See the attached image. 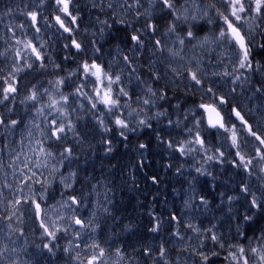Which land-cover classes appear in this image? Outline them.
Returning <instances> with one entry per match:
<instances>
[{
    "label": "rangeland",
    "instance_id": "obj_1",
    "mask_svg": "<svg viewBox=\"0 0 264 264\" xmlns=\"http://www.w3.org/2000/svg\"><path fill=\"white\" fill-rule=\"evenodd\" d=\"M46 1L48 0H21L25 4V11L29 6L34 11ZM197 3L202 10H207L206 16H203V12L200 13L202 19L197 35L208 36L212 42L203 47L199 44L193 47L186 41L185 45L181 46L175 37L165 35L166 28L160 35L163 51L160 50V46L156 51V55L163 62L165 81L186 92L196 93L199 98L190 102L194 104L193 106L184 108L186 111L183 116L190 119L189 130L183 142L176 146V151L182 155L186 163L176 171V175L182 179H172L171 190L164 188L165 193L172 191L170 197L173 196V202L168 201L170 198L161 196L162 193L158 199L164 200L168 211L166 215L175 216L176 221H168L162 214L153 212L152 216L156 220L149 228V241L123 247L111 237L113 229H102V225L108 219L117 216L115 208L120 196L116 189L108 184L97 183L90 189L78 190L76 188L80 176L78 169L74 168L72 161L59 157L57 152L51 151V149L56 151L58 145L67 141L69 136L71 137L69 144L75 143L78 136H73L67 125L70 123L73 126L72 122L78 116L90 118L104 132H109L105 129L110 121H113L115 128L121 129L115 124L117 117L127 122L129 116L121 112L120 108L109 111L107 106L99 103L100 96L108 85L106 78H103V83L97 81L96 77L91 75L94 69L86 72L83 64L81 70L76 72L78 79L76 81L74 79L70 85L73 92L70 95L69 91L65 90V79L49 77L50 86L39 90L36 100L29 99V105L24 104V115L19 118V113H15L12 120L19 121L15 127L5 120L2 110L3 105L15 93H9V99L0 103V117H3L5 125H8L7 127L0 125L2 135L0 137V210L4 208L5 211L13 213L11 205L16 200H20L21 203L31 202L34 208L33 201L41 204V214L38 215L36 212L35 215L41 229L40 240L43 243L42 248L36 249L41 255L51 258L49 264L52 261L56 264H88V260L93 255L98 257L95 264H165V261L168 264H203L199 255L201 252L210 256L207 264H236L230 253L237 255L240 264H243L245 258L248 259V264H264L260 261L259 254L251 251L253 248L264 250V160L260 159L264 155V145L256 139V136L264 139V49L258 47L259 44H264V20L255 13H251L252 18L249 19V14L246 13L243 14L245 17L243 21L236 22L246 36V40L252 45L254 56L253 70L241 69L238 63L241 52L235 42L230 41L229 38L215 40L220 29H226L216 9L229 14L228 4L225 0H197ZM119 4L123 5V0H119ZM153 4L155 7H152ZM212 4L216 7L212 8ZM58 7V15L65 21L66 26L71 28V32H64L58 24L59 28L64 33L74 35L76 31L70 23L73 16L71 7H69L71 16L60 11L61 6ZM16 10L20 11L18 5ZM157 13L169 18L167 10L162 9L157 0H149V5L143 11L144 19L148 21L150 16L153 21ZM2 14L1 7L0 20ZM114 15L124 19L127 12L118 10ZM230 19L234 18L230 17ZM22 25L23 27L18 31H11L14 41L11 48L19 64L15 73L18 69L30 67L35 62L36 55L31 48H25L26 42L31 41L39 52L43 46L42 25L37 23L34 25L38 37H33L34 30H28L24 24ZM17 40L20 41L19 44ZM261 56L262 61L257 60ZM39 61L41 62L42 59L40 58ZM93 62L99 61L92 60L87 64L91 65ZM257 64L260 66L259 70H256ZM103 71L107 73L104 69ZM191 72H196L197 78L201 80L200 84L192 80ZM15 73L2 74L0 71V81L6 83L0 87L4 89L8 83H13L16 87ZM111 87L114 97L115 83ZM209 88L212 89L211 92L208 91ZM3 89L0 100H3ZM97 90H100V96L97 95ZM63 97H67V102ZM221 98L226 99L231 108L227 120L228 130L213 132L205 121L200 105L215 103L218 107H222ZM53 102L58 103L55 107H49ZM93 104H96L95 108L92 107ZM9 108L11 110L10 105ZM57 108L61 111H56ZM237 111L247 122L246 124L236 116ZM52 121H55L56 125L66 126L67 135L60 134L62 137L60 140L51 135L55 130ZM128 125L130 126L129 123ZM249 127L251 132L248 130ZM233 129L238 139V147L232 144ZM122 130L126 131V138L131 136L130 130ZM252 133H255V136ZM197 134L204 140V148L194 143ZM117 135L121 136L119 132ZM108 141L111 143L109 144ZM190 141L193 143H189ZM49 144L53 146L49 147ZM103 145L106 146V150L109 147L112 149L110 152L105 150L106 154L112 153L115 149L113 138L104 140ZM182 146L185 148L183 154L179 151ZM41 147L46 152L52 153V156L47 157V166H44L45 156L39 152ZM67 148L73 150L71 145L62 148V152ZM191 148L195 151L188 150ZM221 152L223 156L220 155ZM237 152L245 157V161H251L247 168L244 167V162L240 161ZM209 155L213 157L212 160H208ZM142 157L147 159L146 151L142 153ZM36 161H40V167L36 166ZM71 172L76 173L72 187L65 188L60 180L62 177H68ZM130 183L128 182L127 194L134 196L137 191L130 188L132 186ZM56 184L61 186V190L57 198H54L51 197L50 189ZM245 187L247 192L244 191ZM71 195L76 196L80 201L78 207L72 205L68 199ZM253 198L257 203L262 204L260 209L252 206ZM43 202L47 203L43 205ZM159 211L158 209L156 212ZM245 216H251L252 219L245 220ZM73 217L83 220L84 227H76ZM41 220L52 231L60 229L56 231L54 240L40 227ZM157 224L159 228L153 232L151 229ZM12 226L10 224L6 226L7 229H0V234L3 232L5 235L0 238H5V241L0 240V253H3L0 256V264H14V262L33 264L31 258L27 256L26 259L22 254L25 251V244L22 241L24 229H14ZM212 234L218 236L223 247L208 238ZM165 235L167 238L164 237ZM45 244L54 246L53 252L50 253L44 247ZM93 244H99L100 247L94 248ZM2 246H6V252H3ZM240 246L245 248L243 256L238 251ZM101 248L104 250L102 257L99 256ZM161 248L164 249V257L160 256ZM56 250H62L64 255L70 256V260L64 262V258L61 259L60 256L57 258ZM213 251L218 255L211 256Z\"/></svg>",
    "mask_w": 264,
    "mask_h": 264
},
{
    "label": "trees",
    "instance_id": "obj_2",
    "mask_svg": "<svg viewBox=\"0 0 264 264\" xmlns=\"http://www.w3.org/2000/svg\"><path fill=\"white\" fill-rule=\"evenodd\" d=\"M17 5L20 7L19 12L16 10ZM148 5L149 0H140L139 5L135 0H123V5L119 4V0H71V11L77 19L72 24L76 33L70 35L61 31L56 22L58 5L54 0L46 1L34 10L37 13V24H41L43 29V46L40 49L42 61L36 57L32 66L18 69L15 73L19 64L11 48L14 42L11 31H18L21 29L20 25L24 24L28 30H34L33 37H38L34 24L27 15L28 12H33V8L29 6L25 11V4L21 0H0L3 13L0 20V71L2 74L15 73L16 78V92L2 108L7 122L14 118L15 113H19V118L24 115V104L29 105V97L33 91L37 93L50 86L49 77L65 79V90L70 95L73 94L70 85L74 79H78L76 72L81 70L83 64L92 60L99 61V65L113 79L120 77L119 82H115L114 98L120 101V111L129 116V128L134 129L131 130V136L127 141L118 136L117 132L126 131L115 128L113 121L107 124L109 132H104L90 118L78 116L73 120L71 129V134L78 136V139L71 144L72 156L68 160L79 171L76 185L78 190L90 189L97 183L108 184L116 189L120 196L115 208L117 216L108 219L102 229H113L112 236L108 235L123 247L149 240V228L156 220L152 216L153 212L175 222V216L166 215L168 211L164 200L158 199L162 193L161 196L170 198L168 201L173 202V196L170 197L172 191L165 193L164 188L171 190L172 179H182L176 175V171L186 161L176 151V146L183 142L189 130L190 119L183 116L186 111L184 108L193 106L190 102L199 98L196 93L186 92L165 81L166 73L162 60L156 55L159 46L155 41L160 40L170 17L165 18L164 14L157 13L153 20L157 24V31L153 34L146 27L148 21L143 15ZM118 10H125L127 16L123 19L114 15ZM133 34L140 36L142 45L131 40ZM74 39L79 42L80 50L73 44L70 45ZM262 59L261 56L257 60ZM4 84V81H0L1 86ZM149 87L156 93L155 96L148 91ZM121 88L127 92L128 97L120 94ZM2 89L0 87V97ZM161 94H164L163 99H160ZM145 99L151 103L145 105ZM140 120H145L151 127L140 124ZM70 138L69 136L67 141L58 145L56 151H51L57 152L61 157L62 148L71 146L68 142ZM109 138L114 139L115 149L106 154L103 143ZM141 144L146 145L147 154L143 163H140L143 160ZM50 146L53 145L49 144ZM153 178L156 182H153ZM128 182H131L130 186L132 184L130 188L137 191L134 196L127 194ZM60 190L61 186L56 184L50 189L51 197L57 198ZM45 203L47 202H43V205ZM158 209L160 211L156 212ZM35 214L36 209L27 201L16 208L14 215L3 208L0 210V229H7L6 226L10 224L14 229H24L23 256L31 258L33 264H49L51 258L41 255L36 249L42 248L43 242L40 240L41 229ZM9 215H12L10 220ZM1 236H5L3 232L0 238ZM3 237L0 240L5 241ZM164 237L167 238L166 235ZM2 249L6 252L7 248L2 246ZM57 251V258H64V262L70 260V256L64 255L62 250ZM51 264L56 263L52 261Z\"/></svg>",
    "mask_w": 264,
    "mask_h": 264
},
{
    "label": "snow or ice",
    "instance_id": "obj_3",
    "mask_svg": "<svg viewBox=\"0 0 264 264\" xmlns=\"http://www.w3.org/2000/svg\"><path fill=\"white\" fill-rule=\"evenodd\" d=\"M70 2L71 0H55V3L58 6H61L60 11H62L68 16H71V13L69 12ZM135 2L137 5H139L140 0H135ZM157 2L161 4L162 9L167 10L168 15L170 17L167 20V30L165 32V35H170V36L175 37L176 41L181 46H184L186 41L191 43L193 47H196L197 44L203 47L205 44L212 42L208 36L200 37L197 35V31L200 28V20L202 19V16L200 15V13L203 12V16L207 15V10H202L200 4L197 3V0H157ZM225 3L228 4L229 14H225V12L221 11L220 9H216V13L222 18L224 25H226V29L221 28L218 36L215 37V40L219 41V40H224L225 38H229L230 41H234L235 44L238 45L240 52H241V57L238 61L239 68L241 69L247 68L248 70L251 71L253 70V59H254V56L252 55V45L246 40V36L242 34L241 28L237 25L236 22L243 21L245 19L243 14H246V13L249 14L248 16L249 19L252 18L251 13H255V15L260 17L261 20H264V0H225ZM152 7H155V4H153ZM211 7L215 8L216 5L212 4ZM27 15L31 18L32 23L35 25L37 23V13L33 11V12H28ZM230 17L234 19H230ZM55 19H56V22L60 25V27L64 30V32H69V33L71 32V28L69 26H66L65 21L59 15H57ZM76 19L77 18L75 16H72L70 23L74 24L76 22ZM104 23H107V21H105ZM209 23H211V21H209ZM20 27H23V25H20ZM146 27L153 34L157 31V24L151 20L150 16L148 18ZM37 31H39L38 28H37ZM131 40L137 42V44L142 45V41L139 35L133 34L131 36ZM17 43L19 44L20 41L17 40ZM72 44L75 46L77 50L81 48L80 44L77 43L75 40H72ZM155 44L157 46H160V50L163 51V46L161 45V41L159 39L155 41ZM24 46L25 48H31L32 52L35 53L37 59L41 58V53L36 49L35 46L32 45L31 41L26 42ZM258 47L261 49H264V44H259ZM125 59H127V57H125ZM259 67L260 66L257 64L256 70H259ZM83 68L86 72L94 69V71H91V75L96 77V80L100 81L101 83H103V78H106L108 80V85L106 87V90H104L102 96H100V90H97V95L100 96L99 103H102L105 106H107L109 111H112L113 109H119L121 107L120 101L118 98L113 97L111 85L115 82H119L120 77L116 76L113 79V77L110 74L105 73L103 69L95 62H93L91 65L85 63L83 65ZM191 78L192 80L196 82V84L201 83V80L197 78L196 72H191ZM58 83H62V81H58ZM148 91L151 92L153 96L156 95V93L152 90L151 87L148 88ZM208 91L211 92L212 89L209 88ZM3 92H4L3 100H0V103H3L4 100H8L9 93H15L16 87L14 86L13 83H8L7 87L3 89ZM120 94L124 96L128 95L122 88L120 89ZM36 97H37V93L33 91L29 99L36 100ZM163 98H164V94H161L160 99H163ZM63 99L65 102H67V97H63ZM221 102L222 103L224 102L222 98H221ZM56 103L58 102H53L52 104L49 105V107H55ZM143 103L145 105H148L151 103V101L148 99H145ZM92 107L95 108L96 104H93ZM200 107L204 108L206 111L210 113H215L216 119L215 120L211 118L209 119V124L212 127L215 128L219 126L220 128H225V125L222 122L223 118L220 116V113L216 110L215 107L211 105H204V104H201ZM56 111L59 112L61 111V109L57 108ZM235 114L241 121H243L245 124L247 123L246 121H244L243 117L240 115L238 111ZM157 115H163V113H157ZM18 123L19 121L15 119L10 121V125L13 127H15ZM51 123L55 125V130L51 133L53 137H55L57 140H60L62 138L60 134H64L65 136L67 135L65 131L66 126L64 124L56 125L55 121H52ZM102 123L103 121H101V124ZM139 123L147 127H151L150 124H146L145 120H140ZM115 124L118 125L121 129H128L130 131L134 130V129H129L128 123L125 120L120 119L118 117L115 119ZM0 125H4L5 127L8 126V125H5V120L3 117H0ZM67 127L71 130L72 125L69 123ZM105 130L107 131L108 129H105ZM225 130L227 131L228 129H225ZM248 130L249 132H251L250 127ZM120 135L126 138L124 131H121ZM252 135L255 136V133H252ZM256 139L259 140L262 145H264V139H262L259 136H256ZM231 140H232V144L238 147V139H237L234 129H233ZM108 143L110 144L111 142L108 141ZM189 143H193V142L190 141ZM194 143H197L201 146V148H204V140L200 139L198 134H197V137ZM140 147L145 148L146 145L141 144ZM107 150L109 152L112 151L111 147H109ZM188 150L195 151L194 148H191ZM179 151L183 154L185 152V148L182 146L179 148ZM39 152L41 155L45 156L44 166H47V157L52 156V153L46 152V150L43 147L40 148ZM65 153H67V155H65ZM220 155L223 156V153L221 152ZM237 155L240 157V161L244 162V167L247 168L248 164H250L251 161L250 160L245 161V157L243 155H240L239 152H237ZM60 156L64 159H68L69 157L72 156V150L70 148H67L63 152L60 153ZM207 158L208 160L213 159L211 155H209ZM260 159L264 160V155H262ZM36 166L37 167L41 166L40 161H36ZM33 175H35V173H33ZM75 176H76V173L71 172L69 173L68 177H62L60 182L65 188H71L72 183H73V178ZM153 182H156L155 178H153ZM244 191L247 192L246 187L244 188ZM68 199L71 201L72 205H78L80 203V201L77 200L76 196L74 195L69 196ZM20 203H21L20 200H16L15 203L11 205L13 209V213H12L13 215L15 214L17 205H19ZM33 203L35 204V209H36L37 214L40 215L41 214V204L35 201H33ZM251 203L254 208L260 209L262 207V204L257 203L255 198H253ZM67 206H70V205H67ZM11 218H12V215H9L8 219L10 220ZM244 218L245 220L252 219L251 216H245ZM173 219H175V217H173ZM73 220L75 224L80 225L82 228L84 227L83 220L76 218V217H73ZM40 227L43 228L44 233L47 236L51 237L53 240L56 238V231L60 230L58 228L55 231L50 230L49 227L45 225L43 220H41ZM189 227H191V225H189ZM158 228H159V225L157 224L151 230L153 232H156ZM194 231L196 230L194 229ZM65 232H67V229H65ZM208 238L212 242L217 243L220 247H223V243L220 242L217 235L212 234ZM44 247L47 248L50 253L53 252L54 246L45 244ZM77 247H79V245H77ZM92 247L99 248L100 246L99 244H93ZM238 251L241 254V256H243V254L245 253V248L243 246H240ZM251 251L253 253L259 254L260 261L264 262V250L253 248ZM117 254L119 255V250L117 251ZM2 255L3 253H0V256ZM164 255H165L164 249L161 248L160 256L164 257ZM199 255H200V259L203 261V264H207V261L209 260L210 256L202 252L199 253ZM216 255H218V253H216L215 251L211 253V256H216ZM99 256L100 257L104 256V250L102 248L99 251ZM230 256L232 260L236 262V264H240V260L236 254L230 253ZM97 260H98V257L96 255H93L88 260V264H95ZM165 264H168V262L165 261ZM243 264H248L247 258L243 260Z\"/></svg>",
    "mask_w": 264,
    "mask_h": 264
},
{
    "label": "water",
    "instance_id": "obj_4",
    "mask_svg": "<svg viewBox=\"0 0 264 264\" xmlns=\"http://www.w3.org/2000/svg\"><path fill=\"white\" fill-rule=\"evenodd\" d=\"M243 34V33H242ZM238 46V45H237ZM97 64V63H96ZM100 66V65H99ZM101 67V66H100ZM102 68V67H101ZM204 105H211V104H204ZM211 106H213V107H215L216 108V110L220 113V116L223 118V123H224V125H225V128H220L219 126H217V127H212L210 124H209V119L211 118V119H213V120H215L216 119V117H215V113H210V112H208V111H206L204 108H201L202 109V111H203V113L205 114V117H206V121H207V124L209 125V127L210 128H212V129H218V130H220V131H224L225 129H226V124H225V118H224V116H223V114L221 113V111L218 109V107L217 106H215V105H211ZM79 206V204L78 205H75V207H78ZM76 225V227H79V228H82L80 225H77V224H75Z\"/></svg>",
    "mask_w": 264,
    "mask_h": 264
},
{
    "label": "flooded vegetation",
    "instance_id": "obj_5",
    "mask_svg": "<svg viewBox=\"0 0 264 264\" xmlns=\"http://www.w3.org/2000/svg\"><path fill=\"white\" fill-rule=\"evenodd\" d=\"M224 102L222 103V107H218V105H216L215 103H213L212 105H215L219 108V110L221 111V113L223 114L224 118H225V122H226V125H227V120H228V114L230 113L231 111V108L229 106V103L226 99L223 100ZM213 132H217L218 130L216 129H212ZM225 132V131H224ZM125 141L128 140V138H124ZM143 149V152L146 151V147L145 148H142ZM145 161V159H143L140 163H143ZM141 170L143 171V169L141 168Z\"/></svg>",
    "mask_w": 264,
    "mask_h": 264
},
{
    "label": "bare ground",
    "instance_id": "obj_6",
    "mask_svg": "<svg viewBox=\"0 0 264 264\" xmlns=\"http://www.w3.org/2000/svg\"><path fill=\"white\" fill-rule=\"evenodd\" d=\"M94 6V5H93ZM133 26V25H132ZM134 29V28H133ZM145 29V28H144ZM45 37V36H44ZM130 48V47H129ZM50 59V58H49ZM138 62V61H137ZM121 65V64H120ZM60 69V68H59ZM258 83V82H257ZM112 124V123H111ZM93 126V125H92ZM111 130V129H110ZM116 132V131H115ZM95 136V135H94ZM102 147V146H101ZM135 148V147H134ZM90 150V149H89ZM121 151V150H120ZM152 153V152H151ZM97 155V154H96ZM142 157V156H141ZM86 161V160H85ZM125 166V165H124ZM136 167V166H135ZM142 167V166H141ZM83 169V168H82ZM169 170V169H168ZM190 175V174H189ZM148 176V175H147ZM124 179V178H123ZM136 182V181H135ZM182 183V182H181ZM193 186V185H192ZM74 189V188H73ZM208 189V188H207ZM190 192V191H189ZM192 192V191H191ZM179 193V192H178ZM92 196V195H91ZM137 199V198H136ZM143 201V200H142ZM120 203V202H119ZM124 205V204H123ZM135 205V204H134ZM147 208V207H146ZM111 215V214H110ZM149 241V240H148Z\"/></svg>",
    "mask_w": 264,
    "mask_h": 264
}]
</instances>
